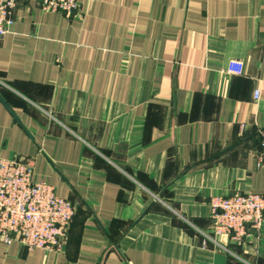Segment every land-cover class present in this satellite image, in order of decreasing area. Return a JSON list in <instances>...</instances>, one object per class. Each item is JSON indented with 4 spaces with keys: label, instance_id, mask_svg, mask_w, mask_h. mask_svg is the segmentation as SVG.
<instances>
[{
    "label": "crops",
    "instance_id": "crops-1",
    "mask_svg": "<svg viewBox=\"0 0 264 264\" xmlns=\"http://www.w3.org/2000/svg\"><path fill=\"white\" fill-rule=\"evenodd\" d=\"M81 3L0 35V157L75 207L64 251L0 264H264V223L208 237L213 196L264 195V0Z\"/></svg>",
    "mask_w": 264,
    "mask_h": 264
},
{
    "label": "built area",
    "instance_id": "built-area-1",
    "mask_svg": "<svg viewBox=\"0 0 264 264\" xmlns=\"http://www.w3.org/2000/svg\"><path fill=\"white\" fill-rule=\"evenodd\" d=\"M19 0H0V35L11 32L15 23L14 9ZM45 11L63 12L72 16L80 12L81 0H40ZM255 90V99L260 98ZM264 161V138L262 152ZM213 220L210 239L218 242L228 236L243 242L251 232H258L264 223V195L236 193L211 198ZM75 214L71 200L60 197L55 186L37 178L34 167L24 158L0 157V241H19L29 249L65 250L70 224Z\"/></svg>",
    "mask_w": 264,
    "mask_h": 264
}]
</instances>
